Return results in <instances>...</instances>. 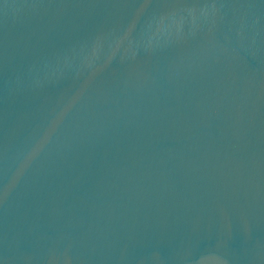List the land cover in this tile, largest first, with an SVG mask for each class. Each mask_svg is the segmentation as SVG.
Segmentation results:
<instances>
[{"label": "water", "instance_id": "95a60500", "mask_svg": "<svg viewBox=\"0 0 264 264\" xmlns=\"http://www.w3.org/2000/svg\"><path fill=\"white\" fill-rule=\"evenodd\" d=\"M0 264H264V0H0Z\"/></svg>", "mask_w": 264, "mask_h": 264}]
</instances>
